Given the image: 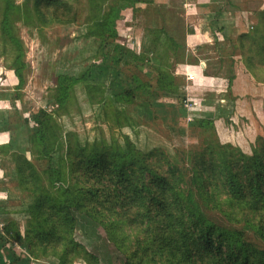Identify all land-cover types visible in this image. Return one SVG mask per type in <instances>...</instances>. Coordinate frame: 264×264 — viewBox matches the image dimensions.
<instances>
[{"label": "trees", "instance_id": "1", "mask_svg": "<svg viewBox=\"0 0 264 264\" xmlns=\"http://www.w3.org/2000/svg\"><path fill=\"white\" fill-rule=\"evenodd\" d=\"M71 1L16 5L4 0L2 36L16 50L12 67L19 89L29 65L17 23L39 28L79 24L81 11ZM98 1L91 0L95 6L83 23L89 47L81 58L88 66L78 76L57 77L51 109L24 117L13 101L8 117H0V132L30 143L26 154L10 155L14 180L29 199L28 228L21 235L16 222L1 215L5 240L23 246L37 263L56 257L58 264H104L76 240L78 225L87 221L105 231L124 264H264V9L254 12L256 23L238 36L235 50L221 53L220 62L228 69L216 83L237 108L242 103L246 109L240 127L234 113L201 116L192 127L203 147H175L173 155L164 147L142 151L128 136L122 142L108 140L101 129L100 139L81 145L76 132H65L56 122L55 115L67 110L79 89L118 128L141 126L142 116L148 120L144 126L172 142L171 132L181 136L185 129L176 119L188 118L189 101L202 97L200 92L175 97L173 106L155 102L187 89L184 76L170 71V60L177 61L185 47L180 43L185 35L166 26L167 9L156 10L162 26L145 28L140 51H135L126 23L154 0H111L105 7L104 0ZM221 15L209 19L217 42L227 38L228 20L220 21ZM232 132L242 135L230 139ZM10 147L0 151L9 154Z\"/></svg>", "mask_w": 264, "mask_h": 264}, {"label": "rangeland", "instance_id": "2", "mask_svg": "<svg viewBox=\"0 0 264 264\" xmlns=\"http://www.w3.org/2000/svg\"><path fill=\"white\" fill-rule=\"evenodd\" d=\"M12 1L16 5H20L24 2V0ZM95 1L98 2V4L102 3L98 0ZM104 1L106 2L104 4V7L112 3L111 0ZM170 1L174 6H176L177 9L181 7V0ZM72 2L74 6L81 11V16L79 17V24H67L61 26L56 25L51 28H39L37 27V25L33 24H26L23 22L17 23V34L19 39L23 43L25 51V61L29 65L28 69L24 73L25 84L22 86L23 88L24 86L26 87V92L24 96L25 111L31 110L32 112H36L41 108V105L47 106V108L51 109L53 101L52 95L56 86L57 77L64 74L78 76L81 71L84 70V68L89 64V61H84V59L81 58L82 51H84V55H86L85 50L89 47V42L83 38L87 31V27L83 23L86 16H91L93 5L95 6V2H91V0H72L71 4ZM4 4V0H0V71L3 74L7 73V71L10 72V70L14 71L12 65L14 56L16 55L15 48L12 47L11 44L5 43L2 36L1 19ZM238 7L243 8L242 10H245L244 12H246L248 17H251L252 19V23L247 28V30H249L250 27L256 23L254 12L257 10H262L264 8V0H242V3L238 4ZM185 8L190 10V8L188 7ZM194 11L195 8L190 13H193ZM229 11L228 20L230 22H235V20H239L235 19V16H237L236 13L233 15V13ZM177 17H179L180 20L183 19L182 16ZM157 20L158 16L152 12V8L150 10H147L145 8V12H143L138 18H135V20L132 22L126 23L127 26L131 28L130 34L133 37L130 38L131 40L133 39L132 49H134L135 51L140 50L139 46H137V44H134V41L136 40V43L137 40L140 42L145 31L143 30V27L139 28L138 25L145 24L147 22L154 24ZM193 40H195V38ZM182 52L186 53V60H189L190 57H193V59L195 58V49L184 47V49L180 53ZM169 63L171 64L170 71H174L177 66V61L171 59ZM200 65L202 66V62L200 63ZM203 66L205 65L203 64ZM183 91L184 90L180 91L178 95H184L189 98L188 94H185V92ZM221 92L222 91H219L221 95L217 92L215 98L213 99L212 108L218 111L217 114L222 113L226 115L227 113V115H231L234 113L235 115H237L239 118H236L235 121L239 124L240 127L241 123L243 122L242 116L245 115L246 109L244 110L242 103L239 104V108H237L232 99L227 94V96H225L224 94V96L228 98V100H226ZM37 102H40V105H37ZM160 102H164V100H158V102L156 103L159 104ZM190 103H192L193 106L188 107L191 110L189 122H176L177 124H183L186 127L188 126V128L179 131V134L181 136H179L178 133L175 131L171 132L174 138L172 141L173 143L169 142L168 140L166 141L164 139L166 137H162L159 134L155 133L154 135L153 131L148 126H144V123H146L148 120L147 118H144L145 120H143L142 116L139 117V120L142 121L141 126L135 128L130 126L118 128L117 125L113 122V117L107 118V114L104 112V109L101 110L97 106H95L94 108L93 106L91 107V104H89L86 95L83 94L82 91L79 89L77 90V94L76 96H74V99H72V101L68 105L67 110L61 112L59 111L57 115H55V117L57 124L62 127L63 131H74L77 133L81 145H85L87 141L93 142L97 138L100 139V135H103L101 134L103 131V136L108 140L114 138L122 142V136H128L131 141H133L137 145V147L142 151H148L153 147H164L169 149V151H171V153L174 155L173 148L175 147H187L189 150H199L203 147V144H201L202 138L199 137L197 129L193 128L192 126H195V119L202 111H204V106H202V104L204 103L203 101L201 102L198 99H194L193 101L191 100L189 101V104ZM32 108L34 110H32ZM261 108L264 111V105ZM132 112L133 107H130L129 115H131ZM255 112L257 113V111ZM30 114L31 113L26 115L28 116ZM257 115L259 116V118H261V115H259L258 113ZM254 122L256 124V126L254 127L257 129H253L256 131L259 129V123H257L255 120ZM60 127L58 126L57 128H59V130L61 131L62 129ZM36 129L37 128L34 126L32 128H29L30 132H35ZM162 131L164 132V130ZM238 133L239 134L235 132L230 133L229 138L236 139V135H242L240 132ZM204 139L205 138L203 137V143ZM56 154L57 153H55V155ZM38 162L41 163V167L43 169L46 167V165L42 163L43 161ZM44 179L46 180L45 176ZM16 191L17 192L14 195L18 197L16 201L19 202L16 205L19 206L18 208H20V210L13 214L14 217L8 218L17 223L16 226L18 225V227L21 228L19 230L20 233L22 232L25 234V231L28 228L27 215L29 213V199L25 192H22L21 190V192L18 191V188ZM56 198H59V196H56ZM3 233V237L7 238L4 230ZM75 237L76 240L83 244L89 251H92L96 255H98L102 259L104 264H109L110 262L112 264H124L123 256L118 252V250L112 243L108 242L107 235L102 228L94 227L93 224L84 221V224L78 225L75 232ZM1 241L5 242L3 240ZM11 245V248L8 247L9 249L7 248V250L4 249L3 251H1V255H7L6 257L9 258V253H15L13 252L15 251L13 250L15 246L12 242ZM21 247L22 246H20V249ZM9 261L11 260L5 258L3 264H9ZM39 263L58 264V258H43ZM75 264L86 263L84 260H77Z\"/></svg>", "mask_w": 264, "mask_h": 264}, {"label": "crops", "instance_id": "3", "mask_svg": "<svg viewBox=\"0 0 264 264\" xmlns=\"http://www.w3.org/2000/svg\"><path fill=\"white\" fill-rule=\"evenodd\" d=\"M169 1L170 0H154L153 5L149 6L148 10L152 8V12L158 16V20L154 24L147 22L145 24H141L138 26L139 28L143 27V30H145V28L148 27L151 28L161 27L163 21L161 19L160 13L156 12V10L158 11L159 9L160 10L167 9L169 14L166 15V19H165L166 26L170 29L171 28L174 29V31H176L177 29V32L179 34H184L185 40L180 43L187 48L195 49L194 52L195 58L193 59V57L192 58L190 57L189 60H186L187 56L185 52L182 53H180L181 51L179 52L180 54L178 56L177 66L174 72L177 75H180L182 77L184 76L186 81L185 87H187V89L183 91L185 92V94L194 95V97L196 92H200L202 94V97L199 100L201 102L203 101L204 103L202 104V106H204V111H202L196 119H199L201 116L202 117L213 116L215 118L218 115L217 114L218 111L212 108L213 99L215 98L217 92L219 93V91H222L221 93L223 94V96L226 93V90L216 83V81H221V78H224L227 75V69H228L227 63L220 62V60L222 59L221 53L222 52L230 53L233 50H235L233 44L237 45V38L240 34L248 32L247 28L252 23L251 22L252 19L251 17L250 18L248 17L246 12H244L245 10H242L243 8L238 7V4L242 3V0H218V1L193 0L190 10L184 7L185 0H181L182 3L179 9H177L176 6H174L171 3V1L170 2ZM146 7H147L146 5L142 6V8L144 9ZM194 8L195 11L193 13H190L194 10ZM228 11L232 12L233 15L236 13L237 16H235V19H239V20H235V22H230L228 20ZM221 13L222 15L220 16V21L228 20V24H226V31H225V35L227 36V38L219 39V41L217 42L213 36V32L210 29L209 19H211V16ZM177 16H182L183 19L180 20V18ZM170 17L173 18L172 19L173 21L170 20ZM130 29L131 28L128 27L129 38H133L132 35L130 34ZM194 38L195 40H193ZM142 39L143 36L140 42L138 40L137 43L136 40L134 41V44L135 45L137 44L139 48L141 46ZM102 56L103 53L101 52V54L97 57L96 60L100 62ZM201 62H202V66L200 65ZM203 64L205 66H203ZM180 91L182 90L180 89L179 92ZM25 92H26L25 86L23 89L19 90V79L13 70H10V72L7 71V73L5 74H3L0 71V117H6V118L8 117L9 110L11 109V104L13 101H15L17 107H19L23 111L24 117L29 116V115L27 116L26 114L33 113L31 110L30 111L24 110ZM178 93L173 95L170 94L169 96H164L169 98L165 100L163 99L164 102H160V103H162L164 106L175 105L177 102V98L184 96V95L179 96ZM18 94H20V97ZM225 96L227 95L225 94ZM225 96L224 98L228 100V98ZM155 102H158V100H156ZM160 103L158 106H160ZM37 105H40V102H37ZM41 108H47V106L41 105ZM32 110L34 109L32 108ZM228 115L230 116V114ZM189 119L190 117L179 118L176 119V121L188 123ZM180 126L184 128H188V126L186 127L183 124ZM30 127L32 128L33 124H30ZM153 134L155 135L154 132ZM9 145L11 146L8 152L9 154L5 155L2 151H0V216L4 214V215H8V217H14L13 214L15 212H18L20 208H18L19 206L16 205L19 203L18 201H16L18 197L14 195L17 192L16 190L18 188V184L14 180V175L12 174L13 173L12 170L14 166L10 161V155L14 152L19 154H26L27 150L30 147V143L28 139H24V138L12 139L10 133L0 132V149L7 147ZM18 191H20L19 188ZM3 228L4 226L0 222V231H2ZM20 229L21 228L18 227V231ZM21 235H24V233L21 232ZM3 239L5 240V238H2L1 236L0 264L4 263L5 258L11 260L9 261L10 262L9 264H42L31 261L25 248L22 246L20 249V245L17 244L16 242L14 243L15 247L13 248V250H15L13 252L15 253L8 252L9 258L6 257L7 255H1L2 253L1 251H3L4 249L7 250L8 247L11 248L12 246L11 243L7 242L6 240L5 242H2L1 240Z\"/></svg>", "mask_w": 264, "mask_h": 264}, {"label": "built area", "instance_id": "4", "mask_svg": "<svg viewBox=\"0 0 264 264\" xmlns=\"http://www.w3.org/2000/svg\"><path fill=\"white\" fill-rule=\"evenodd\" d=\"M192 1H193V0H185V4H184V6H185V7H188V8H191ZM189 106H193V104L190 103V104H188V107H189Z\"/></svg>", "mask_w": 264, "mask_h": 264}]
</instances>
